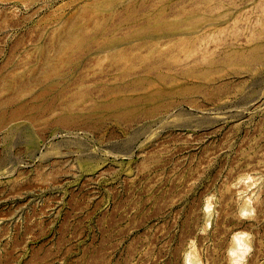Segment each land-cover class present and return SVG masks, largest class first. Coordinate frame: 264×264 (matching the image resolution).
<instances>
[{
    "label": "rangeland",
    "instance_id": "obj_1",
    "mask_svg": "<svg viewBox=\"0 0 264 264\" xmlns=\"http://www.w3.org/2000/svg\"><path fill=\"white\" fill-rule=\"evenodd\" d=\"M238 231L264 264V0H0V264H228Z\"/></svg>",
    "mask_w": 264,
    "mask_h": 264
},
{
    "label": "clouds",
    "instance_id": "obj_2",
    "mask_svg": "<svg viewBox=\"0 0 264 264\" xmlns=\"http://www.w3.org/2000/svg\"><path fill=\"white\" fill-rule=\"evenodd\" d=\"M212 198H209L211 200ZM204 212H212L211 204L206 201ZM254 215L250 208V202L239 211L241 219H250ZM252 235L245 231L235 232L231 237V245L226 250L228 264H247V258L253 251ZM183 264H202V258L199 255L197 242L195 239L188 241L183 253Z\"/></svg>",
    "mask_w": 264,
    "mask_h": 264
}]
</instances>
